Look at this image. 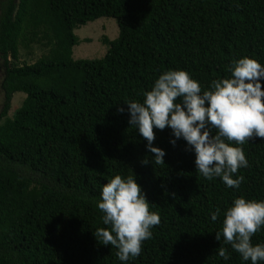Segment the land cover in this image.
Masks as SVG:
<instances>
[{
  "label": "trees",
  "instance_id": "trees-1",
  "mask_svg": "<svg viewBox=\"0 0 264 264\" xmlns=\"http://www.w3.org/2000/svg\"><path fill=\"white\" fill-rule=\"evenodd\" d=\"M105 17L118 27L116 38L101 36L106 52L74 58V31ZM32 45L45 51L18 64L19 48ZM240 56L264 65V0H0V264H123L93 236L106 227L96 201L115 174L135 176L160 221L126 264H250L215 232L234 197L264 199V138L240 145L247 166L234 176L243 180L226 187L195 169L167 126L153 128L165 153L154 163L117 111L164 70H186L203 90ZM15 92L24 97L9 114ZM251 242L264 243V225Z\"/></svg>",
  "mask_w": 264,
  "mask_h": 264
},
{
  "label": "clouds",
  "instance_id": "clouds-1",
  "mask_svg": "<svg viewBox=\"0 0 264 264\" xmlns=\"http://www.w3.org/2000/svg\"><path fill=\"white\" fill-rule=\"evenodd\" d=\"M227 71L229 75L212 79L202 90L186 70L167 69L143 91L142 100L130 99L125 101L126 108L117 107L118 112L127 111L128 124L145 138L154 163H163L165 153L152 144L153 128L167 126L172 137L186 142L195 169L204 178L219 177L226 187L239 186L243 177L234 174L247 166L240 145L254 136L264 138V65L255 58L240 56ZM169 142L174 145L175 139ZM96 206L106 227H97L93 236L99 243L113 246L123 264L140 254L141 242L151 237V227L160 222L158 214L149 211V202L133 175L115 174L102 183ZM211 219H217V212L211 213ZM262 225L264 199L236 196L223 210L215 239L222 237L242 260L257 264L264 261V243L253 244L251 236ZM216 254L229 259L223 246Z\"/></svg>",
  "mask_w": 264,
  "mask_h": 264
},
{
  "label": "rangeland",
  "instance_id": "rangeland-1",
  "mask_svg": "<svg viewBox=\"0 0 264 264\" xmlns=\"http://www.w3.org/2000/svg\"><path fill=\"white\" fill-rule=\"evenodd\" d=\"M98 20H102L99 22H96ZM91 22H87L86 24L79 26L78 29L74 31V33L77 35V37L80 38V46L76 47L73 51V57L74 58H88V59H94L95 57L102 56L106 50L107 45L103 44L101 41V36L105 35L110 40L114 39L118 35V27L116 24V21L113 18L105 17V18H99ZM87 39V41L85 40ZM33 44V43H32ZM84 47V48H83ZM79 50H82L83 53L79 54ZM45 51V48L40 47L39 45H32L31 49L26 48H19V58L17 59L18 64L22 61L26 62H33L35 61L43 52ZM8 59L11 60L10 56H8ZM2 59L0 57V84L2 82ZM3 89L0 86V110L1 106L3 104ZM23 92H15L13 94L12 99H10L11 107L9 109V114L12 113L15 106H18L21 102V99L24 97L22 94Z\"/></svg>",
  "mask_w": 264,
  "mask_h": 264
},
{
  "label": "crops",
  "instance_id": "crops-1",
  "mask_svg": "<svg viewBox=\"0 0 264 264\" xmlns=\"http://www.w3.org/2000/svg\"><path fill=\"white\" fill-rule=\"evenodd\" d=\"M99 21H102V20H98V21H96V22H99ZM79 54H81V53H79Z\"/></svg>",
  "mask_w": 264,
  "mask_h": 264
}]
</instances>
